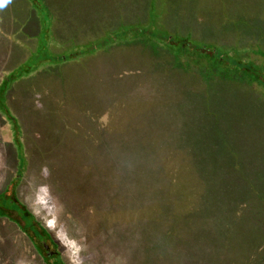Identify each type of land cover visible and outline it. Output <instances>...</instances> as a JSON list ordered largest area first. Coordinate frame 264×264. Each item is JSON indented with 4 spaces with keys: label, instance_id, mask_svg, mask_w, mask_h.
<instances>
[{
    "label": "trees",
    "instance_id": "obj_1",
    "mask_svg": "<svg viewBox=\"0 0 264 264\" xmlns=\"http://www.w3.org/2000/svg\"><path fill=\"white\" fill-rule=\"evenodd\" d=\"M34 2L49 33L33 8L40 41L1 79L0 109L11 86L54 75L72 112L52 114L67 131L71 115L73 134L41 128L100 164L91 178L114 208L134 210L148 252L161 242L190 264H241L245 253L264 264V0H61L56 15ZM67 10L74 30L59 41ZM83 24L94 32L80 38ZM0 212L44 238L17 201L0 195Z\"/></svg>",
    "mask_w": 264,
    "mask_h": 264
},
{
    "label": "rangeland",
    "instance_id": "obj_2",
    "mask_svg": "<svg viewBox=\"0 0 264 264\" xmlns=\"http://www.w3.org/2000/svg\"><path fill=\"white\" fill-rule=\"evenodd\" d=\"M46 1L50 12L56 15L54 10L61 0ZM33 8L42 17L43 31L49 33L45 12L34 0H0V83L5 73L23 63L30 51L37 48L40 25ZM65 13L63 18L58 14L56 19L55 37L59 41H64L65 36L71 38L74 30V17L69 10ZM86 25L83 24L85 34L78 37L94 32ZM156 59L165 62L161 57ZM183 77L187 81L189 75ZM129 80L130 76L126 81ZM57 81L54 75L43 73L35 80L29 77L10 87L8 107L6 111L0 109V195L17 201L33 216L61 264H190L192 257L169 258L166 245L161 242L165 251L148 252L151 246L154 250V240L137 232L140 229L134 210L121 205L114 208L110 203L116 195H107L100 187V178H91L93 170L95 177L99 175L95 169L100 164H94L81 147L69 146L64 150L56 146V141L67 138L68 132L69 136L73 134L71 115H64L70 130H60L55 123V119H60L55 114L72 112L65 105L72 99L54 92ZM42 119L45 127L55 128L64 137L41 128ZM76 148L79 151L73 150ZM89 174L90 179H86ZM121 221L135 228H124ZM23 231L0 212V264H48L41 244ZM160 245H156L157 250ZM245 255L241 264H250L252 261Z\"/></svg>",
    "mask_w": 264,
    "mask_h": 264
},
{
    "label": "flooded vegetation",
    "instance_id": "obj_3",
    "mask_svg": "<svg viewBox=\"0 0 264 264\" xmlns=\"http://www.w3.org/2000/svg\"><path fill=\"white\" fill-rule=\"evenodd\" d=\"M17 224H18V223H17ZM34 230H35V232L37 231V232L40 233V231H39L38 228H36V229H34ZM23 232H26V231H23ZM26 233H27V232H26ZM39 233H38V234H39ZM28 234L34 238V236H33L31 233H28ZM39 237L42 238V237H44V236H43L42 233H40V234H39ZM34 240H35V242H37V244H41L43 250L45 251V253H46V255H47V259H48V260L51 259V258H53V257H57V256H56V253L50 250V246L46 243V238H45V237H44L43 239L34 238Z\"/></svg>",
    "mask_w": 264,
    "mask_h": 264
}]
</instances>
